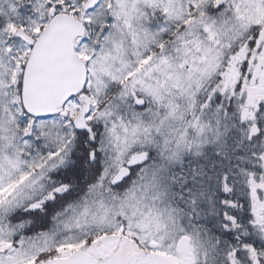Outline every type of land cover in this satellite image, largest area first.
<instances>
[{
	"label": "snow or ice",
	"instance_id": "1",
	"mask_svg": "<svg viewBox=\"0 0 264 264\" xmlns=\"http://www.w3.org/2000/svg\"><path fill=\"white\" fill-rule=\"evenodd\" d=\"M0 264H264V0H0Z\"/></svg>",
	"mask_w": 264,
	"mask_h": 264
}]
</instances>
